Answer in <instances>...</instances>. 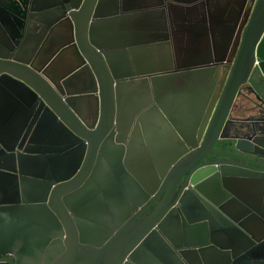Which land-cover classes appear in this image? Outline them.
<instances>
[{
    "label": "water",
    "instance_id": "water-1",
    "mask_svg": "<svg viewBox=\"0 0 264 264\" xmlns=\"http://www.w3.org/2000/svg\"><path fill=\"white\" fill-rule=\"evenodd\" d=\"M62 1L46 14L73 32L74 67L0 53V264H264V0L227 2L234 18L198 33L207 59L170 74L96 42L115 0Z\"/></svg>",
    "mask_w": 264,
    "mask_h": 264
},
{
    "label": "flooded vegetation",
    "instance_id": "flooded-vegetation-1",
    "mask_svg": "<svg viewBox=\"0 0 264 264\" xmlns=\"http://www.w3.org/2000/svg\"><path fill=\"white\" fill-rule=\"evenodd\" d=\"M3 3V9L0 8V26L2 25L4 32L0 30V53L9 56H18L20 58L26 59L29 53H32L31 61L36 60H47L50 63H70V66H63V70H68L74 67L78 60L79 46L75 42L73 37V32L67 23L62 22L57 25H49L48 23L52 21L53 17L48 12L52 10H61L65 5L62 0H1ZM110 1V0H109ZM118 6V20L117 22L108 23L101 25L99 37L94 38L97 43H102L105 47L111 46V44H122L125 43L128 36L137 38L138 44L145 43L142 45L141 49L139 46L134 48L114 47V51H119V63L135 62L140 63L142 61V56H148L147 59L150 62H155L156 65L154 69H163L161 74H170L172 68L177 72H186L187 65L191 62H198L207 59L203 57L202 51L207 49L206 41H202L198 36L199 32L203 30V27L207 28L209 40H211L210 30L215 28L214 22H208L210 18L212 19L216 14L210 9V5L219 4L223 0L213 1L209 6H204L201 9L195 10L196 12H187L186 5L184 7H179L175 9L170 7L167 0H164L163 6H152L144 10L142 9L143 2L140 0H132L136 7L134 11L129 12V18L126 17L124 13V3L127 0H115ZM157 0H149V3L155 4ZM225 1V0H224ZM239 0H233L231 6H235V2L238 3ZM69 4L75 3L74 0H69ZM98 3V0H97ZM231 9L228 7L224 18L230 16ZM189 13V14H188ZM144 14H148L146 22H144ZM165 19V24L163 25L161 18ZM210 17V18H209ZM232 19L234 16H230ZM203 18L206 20L205 24L201 21ZM143 21V22H142ZM152 26L153 29L146 27L145 30L131 31L127 30V26H134L137 24ZM135 30V29H133ZM71 34V37H70ZM217 38V42H220V37L224 38L225 33L221 34L219 32L214 33ZM166 37V38H165ZM130 38V39H133ZM71 40V41H70ZM205 40V39H204ZM128 42H130L128 40ZM212 42H209L211 47ZM143 47V48H142ZM146 47V48H145ZM145 48V49H144ZM78 55L76 54V52ZM134 51V52H133ZM136 51V52H135ZM130 54V56H127ZM112 57V56H111ZM110 57V58H111ZM210 58H214L211 55ZM117 57H112L111 61H116ZM163 64L158 66L157 64L161 61ZM168 61L171 65H168ZM166 62V63H164ZM52 63V64H53ZM170 67V68H169ZM153 69V70H154ZM225 68L223 65L220 67L221 75ZM128 70V69H126ZM187 82L179 83L173 85L172 91L175 96H182L186 104L190 100L189 90L190 87L186 85ZM189 83V82H188ZM198 86H202L204 90V85L206 84V79H202L196 82ZM212 84V83H211ZM167 92V90L165 91ZM154 98V94L152 95ZM253 99V96H249ZM173 96L169 95L167 97L170 110L174 109L173 106ZM166 121L172 125V121L169 120L167 114L162 112ZM184 115L186 113L184 111ZM190 116V115H189ZM177 121V119H175ZM214 149H226V144L217 143L214 145ZM185 179H180L174 193L171 195L170 204L173 205L177 200V194L180 188H183ZM185 190V189H184Z\"/></svg>",
    "mask_w": 264,
    "mask_h": 264
},
{
    "label": "crops",
    "instance_id": "crops-1",
    "mask_svg": "<svg viewBox=\"0 0 264 264\" xmlns=\"http://www.w3.org/2000/svg\"><path fill=\"white\" fill-rule=\"evenodd\" d=\"M227 2H233V0H223V2H220L219 4L217 3V4H212V5H210V9L211 10H213V12L215 13H221L222 11H225L228 7H227V5L228 4H226ZM227 7V8H226ZM143 22V21H142ZM127 27H130V28H127V30H131V31H133V32H135V31H140V30H145V28L146 27H149V29H153V27L152 26H148V25H141L140 24V22H139V24H137V25H134V26H127ZM133 29H135V30H133ZM130 38H133L132 36H128V38L125 40L126 42L125 43H122V44H115V45H113V44H111V47H118V48H123V47H129V48H134V47H137V46H139L140 47V49H141V46L143 45H146L145 43H143V44H138L139 43V41L137 40V38L135 37V38H133V39H130ZM128 40L130 41V42H128ZM143 48V47H142ZM134 52V51H133ZM136 52V51H135ZM127 56H130V54H127ZM131 62H135V60L133 59V60H131ZM240 101H241V99H239ZM239 115V112L238 111H236V110H234V113H233V116H238ZM89 191V190H88ZM91 194H92V191H91ZM90 197H91V195H90ZM88 204H89V200H88Z\"/></svg>",
    "mask_w": 264,
    "mask_h": 264
},
{
    "label": "built area",
    "instance_id": "built-area-1",
    "mask_svg": "<svg viewBox=\"0 0 264 264\" xmlns=\"http://www.w3.org/2000/svg\"><path fill=\"white\" fill-rule=\"evenodd\" d=\"M256 64V63H255Z\"/></svg>",
    "mask_w": 264,
    "mask_h": 264
}]
</instances>
